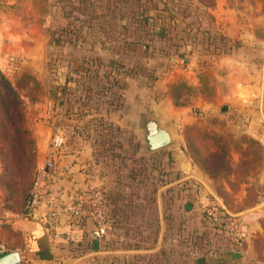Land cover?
<instances>
[{"label": "rangeland", "instance_id": "obj_1", "mask_svg": "<svg viewBox=\"0 0 264 264\" xmlns=\"http://www.w3.org/2000/svg\"><path fill=\"white\" fill-rule=\"evenodd\" d=\"M0 1L3 11H8L12 17L11 25H4L3 31L18 33L13 40L9 37L6 39L12 42L10 48H15L14 52L9 51V48H5L7 53L4 52L5 56L12 55L9 60L13 65L8 63L5 72H1L17 87L21 95L23 126L33 141L24 143L29 151L26 155L33 159L31 174L19 179L21 184L18 187L11 184L8 173L1 174L0 163V214L7 211L18 215L21 212L19 207L27 194L33 173L34 176L37 173L42 155L39 150L41 143L35 140L33 133L35 131L43 136L53 125L61 129L66 144L83 147L85 162L97 160L109 172L113 182L118 177L120 187L128 185L131 191L138 193L141 187H145L141 182L149 178L148 172L158 168L159 164H156L157 157L143 152L142 131L137 127V120L131 121L128 118L137 119L144 108L151 109L162 118H170L171 107L163 102L164 92L167 91L170 97L179 94L175 100L171 97L173 107L179 106L176 105L179 102H191L197 92L195 87L191 90L183 85L186 82L184 80L172 81L174 69L181 64L179 59L174 58V50L186 44L193 45L195 50L240 48L242 54L247 55L243 58L251 57L255 60L264 51V24L252 27V32L259 40L239 43L234 35L223 33L214 25L207 7H213L215 0H21L23 2L18 5H8L10 0ZM227 1L243 11L264 14V0ZM113 5L116 9L110 13ZM49 16L52 22L48 24ZM112 17L125 20L127 27L125 32L117 27L114 30L107 28V32L117 36L125 34L126 37L129 34L130 40L123 42L118 37L114 41L110 39L104 43L109 56H91L93 47L91 43L82 41L83 34L103 30L104 26L95 23L100 18ZM76 20H85L86 24L93 20L94 24L85 25V32H81L74 25L67 24L68 21L75 24ZM176 32L181 39L187 38V41L173 40ZM220 34L227 36L228 40L219 38ZM209 36H215V40L208 43L206 39ZM31 45L36 47L34 58H15L17 53ZM82 46L89 53L86 51L83 54ZM141 87L145 89L141 90ZM153 95L158 97L161 107L151 105L150 98ZM140 98L141 102L145 101L148 105L141 104ZM253 99L251 107L255 108L257 98ZM193 110L198 114L200 112ZM210 118V124H197L199 129L214 130L218 127V132L233 136L230 128L223 123L224 120L217 116ZM34 122L40 125H35ZM41 125L45 127L44 130ZM241 136L233 137L239 139ZM252 149L255 154L256 146L248 147V150ZM180 185L185 188L184 183L181 182ZM94 186L96 184L85 189ZM137 196L140 193L131 195V200L124 201L122 209L123 214H129L128 218L132 220L129 223L133 225L129 227L136 226L130 233L126 232L124 223H120L121 227L118 226L116 231V227H112L120 214L116 213L117 206L113 209L115 206L106 194L109 221L107 235H102V238L106 237L103 239L106 242L101 258L140 260L160 256L169 261L177 259L180 264H185L188 259L191 263V259L196 261L208 258L206 252L210 250H206L208 245L201 244V238L224 239L225 232L221 228L222 231L218 232L202 220L204 206L200 201H191V197L181 195L177 208L164 197L163 247L157 252L146 251V243L153 242V235L146 236L148 232L141 231L139 225L141 218H149L150 213H153L154 204L150 201H142L140 204L135 200ZM152 227L151 232H154V225ZM192 231L195 242L201 245L202 251L188 248L184 242V234ZM90 242L92 240L87 238L84 248H89ZM115 245L117 250L114 249ZM22 263L30 264L25 260Z\"/></svg>", "mask_w": 264, "mask_h": 264}, {"label": "crops", "instance_id": "obj_2", "mask_svg": "<svg viewBox=\"0 0 264 264\" xmlns=\"http://www.w3.org/2000/svg\"><path fill=\"white\" fill-rule=\"evenodd\" d=\"M8 2V5L13 3L18 5L23 1L10 0ZM1 4L0 1V71L5 72L8 63H11L9 59L12 57V55L5 56L4 52L7 53L5 48H9V51L12 52L15 50L13 47L10 48L12 42L10 43L6 39L8 37L14 39L18 33L3 31L4 25L7 27L11 25L12 17L8 11H3ZM9 9L12 10V8ZM115 9L116 7L113 5L110 13ZM207 11L211 14L214 25L223 33L234 35L239 43L259 40L252 32V27L264 24V14L243 11L230 5L227 0H215L214 6L207 7ZM2 20L4 21L2 22ZM48 21V24L52 22L50 16ZM93 22L92 20L91 23L86 24L85 20H80L75 24L68 21L67 24L74 25L73 27L79 31L85 32V25H93ZM125 22V20L114 17L100 18L99 22L95 24L100 23V26H104L103 30L84 33L82 41L91 43L90 45L94 48L91 49V56H109V50L104 49V43L110 39L114 41L118 37L123 42H126V39L130 40L129 34L126 37L125 34L117 36L107 32V28L114 30L116 27L125 32L127 27ZM177 28L179 27L177 26ZM78 30L77 36L79 37ZM178 37L179 34L176 32L173 40L187 41V38ZM83 42L82 44H84ZM193 47V45H189L187 48L177 47L174 50V58L179 59L181 64L174 69L172 81L184 80L195 86L197 92L188 104L174 107L171 106V97L167 91L163 93V102L168 103L171 107L169 110L171 113H168L171 117H158L161 125L169 129L175 136V141L157 150L147 152V154L157 157L156 164L159 166L148 172L149 178L141 182L145 187L139 189L140 196L135 199L140 204L142 201H150L154 204V210L153 213H150V217L145 216L140 220V230L148 232L146 236L153 235V242L146 243L148 245L144 250L157 252L163 247L164 197L172 203V206L175 204L178 208L181 195H185L191 197V201H200L202 206L215 205L229 211L238 218L243 232L239 247H236L226 234L230 242L226 237H224L225 240H212L210 247L213 248V251H208L207 255L218 252L223 259L206 258L197 260L198 264H264V51L255 60L251 57L243 58L247 55L242 54L240 48L227 53H210L205 50H195ZM35 49L36 47L31 45L21 53H17L15 58L23 60L34 58ZM86 51L89 53V50L82 46L81 52L84 54ZM12 52L9 53L12 54ZM12 65L11 63L10 66ZM202 74L204 75L202 76ZM144 89L141 87V90ZM146 98L148 99V97ZM253 98H257L255 108L251 107ZM150 100L152 106H162L157 96L153 95ZM141 104L148 105L145 101ZM193 109L200 110L201 114L194 112ZM212 116L224 120L223 123L230 128L233 136L247 135L256 139L263 146V159L260 166L254 172H249L245 180L240 182L235 189L226 180H222V193L217 191L213 178L195 164L188 155L182 134L184 125L210 124ZM128 119L138 121L139 118L129 117ZM38 124L40 125L36 122L35 125ZM35 125L32 124L33 127ZM41 128L45 129L42 125ZM214 130L220 129L216 127ZM33 136L37 142L41 143L39 150L42 155L40 163H38L40 166L48 154V131L43 136L34 131ZM83 154L84 149L81 145L71 146L66 142L59 150L51 153L52 163L46 168L41 185L40 213H35L32 217H20L7 211L0 214L1 238L11 250L18 251L21 257L20 263L25 260L30 264H180L177 259L169 261L160 256L140 260L103 259L100 257L106 242L103 240L106 237L102 238L103 234H99L98 251L92 249V242H90L89 248H84L87 238L93 240L91 233L96 231L90 218L85 216L81 222L76 224L67 217L47 218L44 215L49 208L74 201L79 195L85 193V188L88 186L101 184L106 190L105 194L110 197L115 206L113 209L115 210L117 206L116 213L120 214L112 226L116 227L115 231L123 223L126 232L131 233L136 228V226L129 227L133 225L129 223L132 220L128 218L129 214H123L122 209L125 206L124 201L131 200L130 196H136L138 193L131 191L132 189H129L128 185L120 187L118 177L116 182H113L109 172L102 167L100 162L97 160L85 162ZM233 158L237 161L238 154L233 153ZM181 182L185 185L184 189L180 185ZM176 214L175 219L178 218V211ZM153 225L154 232H151ZM116 246L115 250H117ZM234 253L237 255L235 256Z\"/></svg>", "mask_w": 264, "mask_h": 264}, {"label": "trees", "instance_id": "obj_3", "mask_svg": "<svg viewBox=\"0 0 264 264\" xmlns=\"http://www.w3.org/2000/svg\"><path fill=\"white\" fill-rule=\"evenodd\" d=\"M213 4V3H212ZM211 4V6H212ZM221 35V34H220ZM227 36L221 35L219 38L228 40ZM215 36L207 37L208 43L214 41ZM189 45H181L178 47L187 48ZM213 47V46H212ZM203 50V49H202ZM210 53L212 52H230L229 48H211L204 49ZM183 85L194 89L195 86L185 82ZM179 86V85H178ZM195 90L197 88L195 87ZM179 94L171 95L172 99H177ZM174 102V101H173ZM190 101L179 102L176 105H186ZM23 101L21 95L17 91V87L13 85L10 80L4 76L0 71V163L1 174L8 173L12 180L11 184L18 187L21 184L22 178L30 176L32 170V157L28 158L29 151L26 149L25 142H33L30 139L25 127L23 126ZM182 134L185 144V150L191 157L193 162L197 164L203 171H205L216 184L218 192L222 191V180H226L230 186L235 189L238 184L245 180L249 172H254L260 166L263 159V146L256 139L242 135L239 139H235L230 133L218 132L212 129H199L197 124H186L182 127ZM254 147L252 151L248 147ZM233 153L238 154V160L235 161ZM28 160V162H27ZM3 171V173H2ZM1 176V175H0ZM232 176V179H230ZM18 178V180H16ZM34 173L31 184L28 188L27 194L24 198L22 206L19 209L22 211L26 205L30 191L34 182ZM21 179V180H19ZM186 210V208H184ZM202 220L204 223L218 232L222 230L212 223L206 211H202ZM184 234V242L187 243L188 248H196L202 251L200 244L195 242V236ZM226 234V233H225ZM202 236V235H201ZM228 236V235H227ZM225 235L224 237L227 238ZM197 237V236H196ZM203 237V236H202ZM200 238V237H199ZM201 244L207 246L206 250H212L210 244L212 240L209 238H201ZM225 240V238L223 239ZM229 241V239L227 238ZM230 242V241H229ZM190 250V249H189ZM206 252V251H205ZM207 254V252H206ZM208 258L216 260L223 259L218 252H212ZM190 259L185 264H189ZM194 264H198L197 260L191 259ZM23 264V263H20Z\"/></svg>", "mask_w": 264, "mask_h": 264}, {"label": "built area", "instance_id": "obj_4", "mask_svg": "<svg viewBox=\"0 0 264 264\" xmlns=\"http://www.w3.org/2000/svg\"><path fill=\"white\" fill-rule=\"evenodd\" d=\"M199 114H201L199 112ZM65 143L64 135L58 126L53 125L50 130V137L47 147V156L35 173L34 182L30 191V197L23 210L18 214L20 217H32L35 213H40L41 206V185L46 168L51 165L50 157L53 151L59 150ZM204 210L212 223L221 228L226 235L239 247L243 238V232L238 218L218 206L204 205ZM44 215L47 218L67 217L74 223H79L86 216L90 218L96 231L99 234L107 235V225L109 221V208L105 191L101 185H96L86 189L84 194L79 195L74 201L56 205L49 208ZM11 251V248L3 241L0 233V253Z\"/></svg>", "mask_w": 264, "mask_h": 264}, {"label": "water", "instance_id": "obj_5", "mask_svg": "<svg viewBox=\"0 0 264 264\" xmlns=\"http://www.w3.org/2000/svg\"><path fill=\"white\" fill-rule=\"evenodd\" d=\"M137 127L142 131L143 137V152H150L167 146L175 141V136L172 132L161 125L160 119L151 109L144 108L139 114ZM51 130V129H50ZM50 130L47 136V147L50 137ZM92 249L97 250L99 247V232L91 233ZM236 256L237 253H234ZM21 257L17 250L0 253V264H19Z\"/></svg>", "mask_w": 264, "mask_h": 264}]
</instances>
